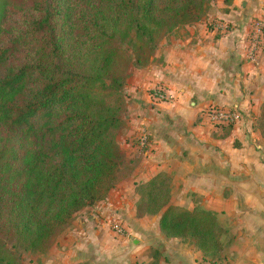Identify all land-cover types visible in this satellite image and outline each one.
Here are the masks:
<instances>
[{"label": "trees", "instance_id": "16d2710c", "mask_svg": "<svg viewBox=\"0 0 264 264\" xmlns=\"http://www.w3.org/2000/svg\"><path fill=\"white\" fill-rule=\"evenodd\" d=\"M205 1L30 0L26 11L10 10L16 23L4 29L0 0V264H23L2 238L46 254L76 213L113 189L125 163L116 141L124 55L145 67L163 35L200 21ZM255 128L264 138V102ZM134 192L136 217L160 215L166 238L220 255L214 214L169 206L165 175Z\"/></svg>", "mask_w": 264, "mask_h": 264}, {"label": "crops", "instance_id": "0c3cea01", "mask_svg": "<svg viewBox=\"0 0 264 264\" xmlns=\"http://www.w3.org/2000/svg\"><path fill=\"white\" fill-rule=\"evenodd\" d=\"M232 1L243 11L251 6ZM234 8L215 25L178 28L148 67L134 71L127 92L132 117L119 145L131 175L109 194L105 215H76L40 264H264V138L255 128L264 53L248 61L249 24ZM223 24L228 30L219 29ZM210 107L236 111L239 121L212 125L203 115ZM143 133L149 147L140 150ZM159 174L170 180L169 206L214 214L223 230L216 258L189 239L166 238L160 215L136 217L135 186ZM111 222L121 225V235Z\"/></svg>", "mask_w": 264, "mask_h": 264}, {"label": "rangeland", "instance_id": "374dc122", "mask_svg": "<svg viewBox=\"0 0 264 264\" xmlns=\"http://www.w3.org/2000/svg\"><path fill=\"white\" fill-rule=\"evenodd\" d=\"M30 5H31L30 0H7V3L5 4V9L7 10L6 14L9 13L10 16H9V18H7V16L5 17L4 22L2 23V27L4 29H8V28L15 26V23H16L15 21L17 19V16L15 14L10 13L11 9L16 10L18 12L20 10L26 11ZM250 5H251L250 7H248L247 9H245L243 11L240 8V6L238 4L235 5L232 0H206L204 3V13H203L199 22L205 21L210 26L215 25L221 21V20L219 21V17L227 14L228 12L233 10V8L235 7L234 10L236 9L237 12H241L242 18L245 20L246 23L249 24L248 25V27H249L248 33H249L250 30H252L253 22H255L259 19L261 22H262V20H264V0H251ZM245 12L247 14H244ZM232 17H237V16L232 15ZM199 22H197V23H199ZM197 23H194V24H197ZM223 25H225V27L219 28V29L220 30H228L227 25L226 24H223ZM184 26H188V25H180V26L176 27L175 29H173L170 33H166L165 35H163L158 40L157 45H156V49L154 50L153 55L150 57L148 64L143 68H140V66H137V64L134 61V55H132L131 51L129 53H127V55H129V57H131L130 60H127L125 58V55H124L125 70H123L121 73L124 76V87H123L122 93H123V97H124V101H125V107H124L123 112L121 114L122 127L120 128V130L118 131V133L116 135V141H117L118 146L120 144H122L123 138L126 137L127 130L129 129L128 122H129V119L132 117V115H131L132 111L129 112V109H131V105L127 101V99H128L127 92L132 87L134 71L142 70V69L148 67L151 64V61H152L154 55L156 54V51H157L159 45L164 40L168 39L175 32V30H177L178 28L184 27ZM4 42H5V40L3 39V37H0V46H3ZM128 49L130 50L129 47H128ZM128 49H126V51H129ZM261 52L264 53V50H262ZM21 63H22V60L17 59V58L11 62V64L14 66H20ZM259 115H260V111H259V114L257 115V117H259ZM119 149H120V151H121V153L125 159V163L121 167L120 173L118 174V179H117L116 183L114 184V186L112 187L113 188L112 190H114L117 185H119L123 181H125L131 175V172L133 169V166L131 165L132 163L131 162L127 163L128 158L125 157V154L121 150L120 146H119ZM112 190H110L106 194V197L103 200L98 201L89 207L83 208L78 213H76L75 216L77 215L80 217H87V213H89V215L92 214L96 218H98L99 214L105 215L106 212L109 211L108 209H110L108 207L109 204H108L107 198H108V196ZM108 200L110 201V199H108ZM100 208H101V210H100ZM90 209H92L94 212L93 213L91 211L89 212ZM97 209H99V210H97ZM96 210L99 211L100 213L99 214L96 213ZM2 241H3L4 247L9 252L16 253V256H18L21 259L23 264H40L41 263V260H42V257L44 256V254H41L38 252L36 253L30 249L24 248L23 246L19 247L17 245L16 241L12 240V239L9 240L7 238H2ZM220 242H221V238H220ZM221 245H222V243H221ZM48 251L46 253H48Z\"/></svg>", "mask_w": 264, "mask_h": 264}, {"label": "built area", "instance_id": "2783aa9c", "mask_svg": "<svg viewBox=\"0 0 264 264\" xmlns=\"http://www.w3.org/2000/svg\"><path fill=\"white\" fill-rule=\"evenodd\" d=\"M263 24L259 20L253 22L252 30L248 33L249 45L246 58L252 64L256 63L258 52L260 51V38ZM154 94L161 95L160 91H155ZM164 98L163 96H161ZM205 120L212 125H234L239 121V114L233 110H223L219 108H207L203 111ZM136 146L140 150L148 149L149 147V136L146 133L141 134L136 139ZM112 231L118 235L123 233L121 225L115 222L110 223Z\"/></svg>", "mask_w": 264, "mask_h": 264}]
</instances>
